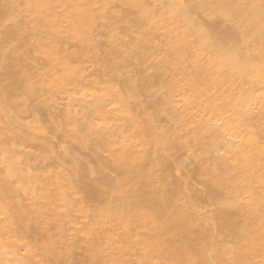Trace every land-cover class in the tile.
Instances as JSON below:
<instances>
[{
	"label": "clouds",
	"instance_id": "1",
	"mask_svg": "<svg viewBox=\"0 0 264 264\" xmlns=\"http://www.w3.org/2000/svg\"><path fill=\"white\" fill-rule=\"evenodd\" d=\"M0 264H264V0H0Z\"/></svg>",
	"mask_w": 264,
	"mask_h": 264
},
{
	"label": "rangeland",
	"instance_id": "2",
	"mask_svg": "<svg viewBox=\"0 0 264 264\" xmlns=\"http://www.w3.org/2000/svg\"><path fill=\"white\" fill-rule=\"evenodd\" d=\"M47 101H41V107L46 106Z\"/></svg>",
	"mask_w": 264,
	"mask_h": 264
}]
</instances>
